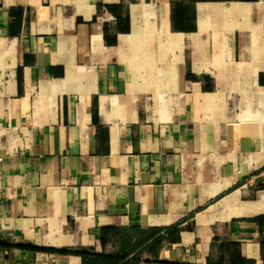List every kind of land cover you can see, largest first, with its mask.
<instances>
[{
  "label": "crops",
  "instance_id": "obj_1",
  "mask_svg": "<svg viewBox=\"0 0 264 264\" xmlns=\"http://www.w3.org/2000/svg\"><path fill=\"white\" fill-rule=\"evenodd\" d=\"M0 152V264H264V0H0Z\"/></svg>",
  "mask_w": 264,
  "mask_h": 264
},
{
  "label": "trees",
  "instance_id": "obj_2",
  "mask_svg": "<svg viewBox=\"0 0 264 264\" xmlns=\"http://www.w3.org/2000/svg\"><path fill=\"white\" fill-rule=\"evenodd\" d=\"M122 249L123 253L118 254H98L93 252H77L82 257V264H129V255L133 252L134 246L123 238ZM136 246V245H135Z\"/></svg>",
  "mask_w": 264,
  "mask_h": 264
},
{
  "label": "built area",
  "instance_id": "obj_3",
  "mask_svg": "<svg viewBox=\"0 0 264 264\" xmlns=\"http://www.w3.org/2000/svg\"><path fill=\"white\" fill-rule=\"evenodd\" d=\"M2 163H3V156L0 152V174H1V171H2Z\"/></svg>",
  "mask_w": 264,
  "mask_h": 264
}]
</instances>
